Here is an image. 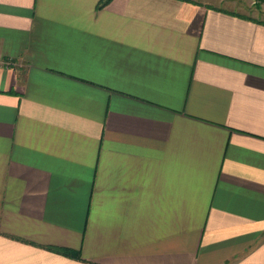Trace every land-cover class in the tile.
<instances>
[{
  "label": "crops",
  "instance_id": "obj_1",
  "mask_svg": "<svg viewBox=\"0 0 264 264\" xmlns=\"http://www.w3.org/2000/svg\"><path fill=\"white\" fill-rule=\"evenodd\" d=\"M102 1L0 0V264H264V19Z\"/></svg>",
  "mask_w": 264,
  "mask_h": 264
},
{
  "label": "rangeland",
  "instance_id": "obj_2",
  "mask_svg": "<svg viewBox=\"0 0 264 264\" xmlns=\"http://www.w3.org/2000/svg\"><path fill=\"white\" fill-rule=\"evenodd\" d=\"M241 3L245 5V10L250 15L264 19V0H241Z\"/></svg>",
  "mask_w": 264,
  "mask_h": 264
},
{
  "label": "trees",
  "instance_id": "obj_3",
  "mask_svg": "<svg viewBox=\"0 0 264 264\" xmlns=\"http://www.w3.org/2000/svg\"><path fill=\"white\" fill-rule=\"evenodd\" d=\"M109 1H110V0H103V1L101 2L100 6H103V5L107 4ZM66 252H67V251H66Z\"/></svg>",
  "mask_w": 264,
  "mask_h": 264
}]
</instances>
